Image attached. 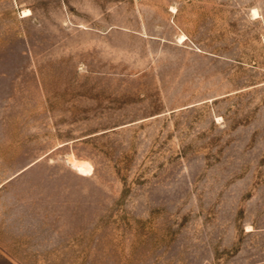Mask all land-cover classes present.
Returning a JSON list of instances; mask_svg holds the SVG:
<instances>
[{
  "label": "rangeland",
  "instance_id": "374dc122",
  "mask_svg": "<svg viewBox=\"0 0 264 264\" xmlns=\"http://www.w3.org/2000/svg\"><path fill=\"white\" fill-rule=\"evenodd\" d=\"M0 264H264V0H0Z\"/></svg>",
  "mask_w": 264,
  "mask_h": 264
},
{
  "label": "bare ground",
  "instance_id": "6f19581e",
  "mask_svg": "<svg viewBox=\"0 0 264 264\" xmlns=\"http://www.w3.org/2000/svg\"><path fill=\"white\" fill-rule=\"evenodd\" d=\"M27 14V13H26ZM73 166H75L81 175H85L89 170V163L86 161L72 160Z\"/></svg>",
  "mask_w": 264,
  "mask_h": 264
}]
</instances>
